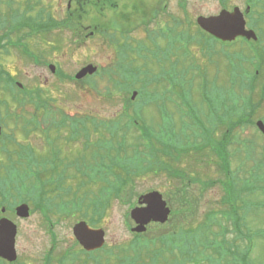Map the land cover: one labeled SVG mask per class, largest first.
Instances as JSON below:
<instances>
[{
    "label": "rangeland",
    "instance_id": "1",
    "mask_svg": "<svg viewBox=\"0 0 264 264\" xmlns=\"http://www.w3.org/2000/svg\"><path fill=\"white\" fill-rule=\"evenodd\" d=\"M17 3L23 6L24 2L19 0ZM17 3L16 5H18ZM72 3L71 8H68L69 0H43L41 4L45 5L47 11H49L45 13L46 16L50 13L52 19L60 26L51 34L46 33L30 37L26 42V44L28 43L29 52L34 54L35 57H39V60L36 62L33 57L28 56L23 51L10 47L4 49L2 53V66H0V69L8 71L9 74L19 79L27 89H43V97L50 102L51 100L54 101L55 104L63 107L70 114L79 116L90 115L109 119L120 114L127 105L130 97L127 90L116 91L114 84L109 81L106 74L93 75L90 82L84 84L76 83L70 79L61 81L60 75L53 73L50 66L54 65L56 66V71L57 68H60L62 72L72 77L88 64L96 65L103 70V68L113 66L116 61L119 62L113 47L107 42V33L97 32L92 36L91 32L95 30L94 26L98 24L106 25L107 27L112 22L123 24L140 23L141 28L139 29V26H137L138 29L130 33L128 41L154 40L159 34L158 28L170 29L172 26L173 48L177 52V42L178 73L181 72L177 75L178 94L175 93L170 99L161 102L160 96L154 91H164V88H168V84L166 82L165 85L163 80L155 84V75L150 73L156 72L157 68H153V72L145 71L146 75L138 79L135 87H133L139 93L142 92V94L146 90L145 99L144 95L142 98H139L138 95L134 100L137 103L131 107L140 111L141 122L146 119L151 129L156 130L158 133L172 125V129L167 131L173 132L171 134L173 142L180 148L179 153L182 155L178 165L175 164L176 166L191 171L186 172V174L198 176L201 181H217L215 186L207 187L203 194L200 193L201 185L199 182H192L190 185V194L194 193L201 196L199 220L203 219L209 209L222 208V202L218 201L221 200L223 192L217 178L225 180L224 174L214 165L209 167L206 164L207 156L203 154L207 153V151L200 148L204 141H201V144L196 140L190 143L185 135L194 137L197 136L198 132L197 138L203 139L206 135V138H209L211 142H216L215 127L208 123L213 118H219L220 110L227 101H230L232 105L238 104L243 107L245 103L243 102L240 87H242L243 79L252 73L244 69L246 67L251 70L252 66L250 64L255 66L254 62L258 60V55L250 54L248 52L250 43L244 44L240 40L236 43L223 45L216 40L208 38L207 35H199L197 36V40H199L197 43L203 46L193 44V47L189 48V54L183 51L179 42L183 36V41L188 44L186 34L182 35V32L193 29V32L196 33L195 24L198 16L217 15L223 9L232 10L234 6H238L245 11L248 4H253L254 8L257 6L255 9L259 11L258 14L256 13L257 16L255 18L246 16L250 28L255 29L263 36L264 5L261 4H264V0H226V3L222 4L219 0H76V2L73 1ZM165 4L166 8L163 9L162 6ZM181 5H184V9ZM68 11L72 12L68 13ZM10 13L8 6L0 1V17L9 18ZM151 14L156 15V18L151 21L150 26H144V17ZM68 15L74 21L70 27H64L63 22L67 21ZM61 27L64 28L61 29ZM261 41L264 42V36ZM262 46L264 47V43ZM259 54L261 60H264V52L261 49H259ZM188 55L190 57H187ZM149 64H153V62L150 61ZM125 75L128 76L129 74L125 73ZM114 76L115 78L118 77L117 75ZM144 77L149 85L144 84ZM159 77L160 75L156 76V78ZM91 84H95V87L93 88ZM144 86L147 88L145 89ZM108 92L109 94H107ZM245 94H248L247 90H245ZM130 112L131 110H129ZM259 116L264 117V100L257 107L256 117ZM4 127L8 135L14 132L16 136L21 138L22 142L36 147L37 153H42L43 156H46L50 152L49 146L45 144L43 135L31 134L29 137L24 138L21 128L16 129L8 124H4ZM131 133L128 135L127 142L131 143V145L139 143L138 131L133 130ZM160 134H163V132ZM234 135L235 137L237 136L236 133ZM58 142L65 143L64 140H59V138ZM257 144L258 150L255 147H251L250 144H240L239 151H241L242 155L236 157L237 160H234L232 168H235V170L239 169L237 173L240 178L237 180L238 186L250 185L254 187L258 193L251 196V199L255 200V202H264V194L259 193L261 191L260 187H264V138H258ZM61 145L64 149L66 148L64 144ZM155 145L158 150V143L155 142ZM71 146L74 151L82 149L80 142L75 145L71 144ZM208 146L210 147V145ZM132 151L133 149L128 150L129 156H132ZM141 151L147 152L142 144ZM227 153L228 150L225 151V154ZM250 155H255L254 159L250 158L245 164L240 165L241 158ZM257 162L263 163L258 164ZM163 163L164 158L159 157L154 162L155 166H162L159 168L158 173L156 171L147 172L141 178L135 180L132 193L133 202L136 203L140 195L152 190L162 192L165 199L170 201L168 197L173 194V191L179 189L182 183L180 179L171 177L170 172L167 170L169 166H166L168 162L165 165ZM254 166L257 168L251 173L255 175L246 180ZM12 169L13 158H7V155L0 150V177L3 179L8 178L9 171H12ZM186 185L189 184L186 183ZM21 197L27 199L25 202L31 208V216L18 218L16 213L11 212V210H7L4 214L18 224V258L15 262H7L0 259V264H45V256L51 253L53 237L49 232L45 218L35 206L33 199L30 197L26 198L23 195ZM65 198H70V196ZM12 205L13 198H9L8 206L12 207ZM130 208V206L125 205L118 199L110 201L107 213L102 217L98 216L95 221L96 224L93 222L92 225L94 228H103L106 231V246L100 252L96 251L93 253L82 252L80 247L76 246L78 244L73 235V226L77 221L88 220L92 224L91 218H81L80 213H77L74 217L61 216L60 221H57L54 226L57 240L51 255V264H123L119 263L120 261L117 258L119 255H123L125 258L127 254L130 256V253L124 255L120 252V248L134 237L131 234V228L135 226V223L128 216ZM251 211H259L261 214L264 212V206L255 205ZM94 215L97 214L95 213ZM258 220L259 216L256 214L252 213L248 216V222L256 229L263 226L258 223ZM173 227L172 223L151 224L146 229L145 235L152 237L159 233L168 232ZM231 232L228 234L229 239L235 236ZM108 249L115 250L111 254H107ZM159 250L163 254H171V251L165 248L164 244ZM262 254L264 255V253ZM263 255L259 258L256 247L251 256L254 261L253 264H264ZM161 258L159 261L160 264H163V259ZM175 263L173 261L172 264Z\"/></svg>",
    "mask_w": 264,
    "mask_h": 264
},
{
    "label": "trees",
    "instance_id": "2",
    "mask_svg": "<svg viewBox=\"0 0 264 264\" xmlns=\"http://www.w3.org/2000/svg\"><path fill=\"white\" fill-rule=\"evenodd\" d=\"M0 1L11 11L9 18L0 17V66L4 49L10 47L35 57L29 52L26 42L30 37L50 33L60 24L52 19L50 13L46 16L45 13L49 11L41 4L43 0H22L23 6L17 3L19 0ZM219 2L226 3V0ZM67 17V21L63 22L64 27H70L74 21L70 15ZM184 33L190 43L199 44L197 36L202 35L201 31ZM58 73L61 75L60 71ZM117 76L115 80L109 78L117 90L128 89L126 81L130 80V75L119 73ZM63 78L73 80L71 77ZM43 93L41 88H19L17 79L8 71L0 69V123L21 128L24 138L31 134L43 135L48 142L49 136L54 142L49 147L50 152L43 156L37 153L36 147L22 142L13 132V169L9 171L8 178L0 177V215L1 207L9 204L10 196L27 201L22 195L33 199L51 229L55 222L60 221L61 216L74 217L77 213H80L81 218H91L92 224H96L97 217L107 213L110 201L114 199L133 206L135 180L147 172L157 173L162 167L154 165L160 153L155 149L154 141L158 142V139L153 130L144 124L141 126L142 135L138 139L147 142V152H142L139 143L131 145L127 142L128 135L135 123H138L137 113H129L130 103L123 112L117 114L118 118L97 119L90 115H70L63 107L43 97ZM58 138L65 143H59ZM79 142L82 149L74 151L71 144ZM132 149V156H129L128 150ZM162 155L169 156L166 152H162ZM224 167L223 188L226 195L223 203L228 211L223 216L226 224L233 222V228L217 220V211H211L199 220L201 196L190 194L191 182L200 183L201 194L207 189V184L215 182H204L198 177L188 176L180 169L168 167L171 177L182 181L180 188L168 197L173 210L167 224L172 223L173 229L152 237L135 234L130 243L120 248V252L124 255L130 253V256L127 254L124 258L119 255V263L160 264L162 257L163 264H172L173 261L175 264H253L251 256L255 249L254 238L264 242V212H254L259 216L258 222L263 225L255 231L249 225L248 216L252 207H261L264 203L254 204L252 199L245 198L253 194L255 188L250 185L238 186L239 169L230 170L228 159ZM260 189L261 194H264V187ZM230 231L235 234L232 239L228 237ZM247 234V245L241 249L239 243L243 242ZM163 244L171 254L166 255L159 250ZM114 250L108 249L107 254ZM51 255L46 256L45 264H51Z\"/></svg>",
    "mask_w": 264,
    "mask_h": 264
},
{
    "label": "water",
    "instance_id": "3",
    "mask_svg": "<svg viewBox=\"0 0 264 264\" xmlns=\"http://www.w3.org/2000/svg\"><path fill=\"white\" fill-rule=\"evenodd\" d=\"M198 23L206 31L225 41L235 40L238 36L256 38V33L253 30L246 29L245 16L239 7L233 11L224 9L217 15L200 16ZM52 68L54 70L53 66ZM96 70L97 67L90 64L80 70L76 77L82 79L88 74L95 73ZM136 95L137 92H134L133 98ZM17 213L21 217H28L30 215L28 204L24 203L17 207ZM170 214L171 208L161 192L153 191L145 194L139 199V206L131 211V217L137 223L133 230L143 232L151 222L165 223ZM17 232V225L13 221L8 218L0 220V258L10 262L17 260ZM73 233L81 245L89 251L101 248L105 242V231L91 228L85 221L78 222L73 228Z\"/></svg>",
    "mask_w": 264,
    "mask_h": 264
},
{
    "label": "flooded vegetation",
    "instance_id": "4",
    "mask_svg": "<svg viewBox=\"0 0 264 264\" xmlns=\"http://www.w3.org/2000/svg\"><path fill=\"white\" fill-rule=\"evenodd\" d=\"M175 25L177 26L176 21H175ZM163 32L164 34L159 33L154 40L149 39L147 41H143V40L129 41L126 48L127 53L125 55V60L123 62V68L127 70L137 69L138 71H152L153 68H157L156 70L157 73L156 72L154 73L161 76H169L171 82L172 79L175 78L178 74V60H177L178 45L176 42V50H177L176 52L173 48L174 36H173L172 26L170 29L164 28ZM118 37H122V36L112 35L110 38L116 39ZM125 37L128 36H124V38ZM263 43L264 42L257 45V49L258 50L261 49L262 52H264V47L262 46ZM124 44L125 41L122 45ZM150 61H152L153 64H149ZM257 78L260 81L254 83L255 87L253 89L257 90L258 86L264 88V73H262L261 75L259 74ZM251 96L253 99V94ZM222 118L224 119V117ZM209 124L211 126H214L212 122H209ZM220 125H218V127H220ZM253 131H255V129L254 130L252 129V133H251L252 135H254ZM247 132L248 131L245 130V133ZM214 133L218 134V130L216 127ZM222 147H219L218 149L214 148V150L220 153L222 152Z\"/></svg>",
    "mask_w": 264,
    "mask_h": 264
},
{
    "label": "bare ground",
    "instance_id": "5",
    "mask_svg": "<svg viewBox=\"0 0 264 264\" xmlns=\"http://www.w3.org/2000/svg\"><path fill=\"white\" fill-rule=\"evenodd\" d=\"M164 34V33H163ZM258 50V49H257ZM258 52H259V50H258ZM259 59H260V54H259ZM262 61V60H261ZM226 109V107H225V105H223V107L221 108V110H220V112L222 113L224 110ZM171 130L172 129V127H168V128H166V129H164V130H161L159 133L157 132V139H158V142H159V144L163 147V148H165V149H167L168 150V155L169 156H165L164 157V162L166 163V162H168V164H167V166H169V167H171L172 169H175V170H182V171H184V172H191V171H187V170H185V169H183V168H180V167H178V166H176V165H178V162H180V159H181V157H182V155L179 153V151H180V148L177 146V144H175L174 142H173V136L171 135L173 132H168L167 130ZM161 132H163V134H160ZM186 136V138H188V140H189V142L191 143V142H194V140L190 137V136H188V135H185ZM200 148H203L201 145H200ZM204 149V148H203ZM204 155V154H203ZM205 156V155H204ZM168 159V160H166V159ZM176 164V165H175ZM206 164L209 166V167H211V164H210V162H209V160H208V158H207V162H206ZM188 176H190V175H188ZM191 177H198V176H191ZM208 181V183H212V182H215L214 184H212V185H209V184H207L208 185V187H211V186H215V184L217 183V181H215V180H207ZM192 183V182H191ZM219 186H221L222 187V192H223V186L220 184ZM205 192V191H204ZM203 192V193H204ZM202 193V194H203ZM223 200H224V192H223V195L221 196V200H220V202H222V205H223V207L222 208H220V209H218V208H216V209H214L213 211H217L218 212V215H217V220L219 221V222H222V223H224V226H226V220H225V217L223 216V213L224 212H226L227 213V211H228V209L226 208V205L223 203ZM255 214L253 211H251V213L250 214ZM258 223H260V222H258ZM249 225H250V227L255 231L256 230V228L251 224V223H249ZM97 229H103V228H97ZM104 230V229H103ZM105 231V230H104ZM248 239V234L244 237V240L243 241H246ZM106 244V231H105V242H104V244L103 245H105ZM254 246H255V249H256V247H257V249H258V254H259V258L260 257H262V253H264V242H262L261 240H259V239H256V238H254ZM264 256V255H263ZM261 261V260H260Z\"/></svg>",
    "mask_w": 264,
    "mask_h": 264
}]
</instances>
